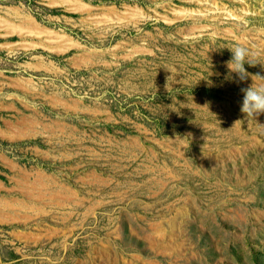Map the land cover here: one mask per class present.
Masks as SVG:
<instances>
[{
    "label": "rangeland",
    "instance_id": "obj_1",
    "mask_svg": "<svg viewBox=\"0 0 264 264\" xmlns=\"http://www.w3.org/2000/svg\"><path fill=\"white\" fill-rule=\"evenodd\" d=\"M256 75L264 0H0V264H264Z\"/></svg>",
    "mask_w": 264,
    "mask_h": 264
},
{
    "label": "clouds",
    "instance_id": "obj_2",
    "mask_svg": "<svg viewBox=\"0 0 264 264\" xmlns=\"http://www.w3.org/2000/svg\"><path fill=\"white\" fill-rule=\"evenodd\" d=\"M232 53V58L226 62L227 67L230 72H235L240 81H244L248 73L244 65L252 63V60L249 58L250 53L246 47L236 46L229 49ZM261 80H264V77L256 75ZM243 93V99L241 102L240 111L244 113L247 117L255 118L256 116L264 113V84L259 87H253V85L246 89H241Z\"/></svg>",
    "mask_w": 264,
    "mask_h": 264
}]
</instances>
